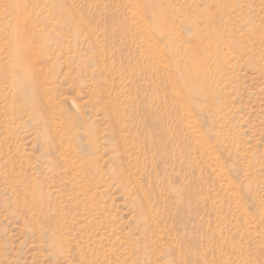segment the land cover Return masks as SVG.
Wrapping results in <instances>:
<instances>
[{
	"label": "rangeland",
	"instance_id": "rangeland-1",
	"mask_svg": "<svg viewBox=\"0 0 264 264\" xmlns=\"http://www.w3.org/2000/svg\"><path fill=\"white\" fill-rule=\"evenodd\" d=\"M0 264H264V0H0Z\"/></svg>",
	"mask_w": 264,
	"mask_h": 264
}]
</instances>
